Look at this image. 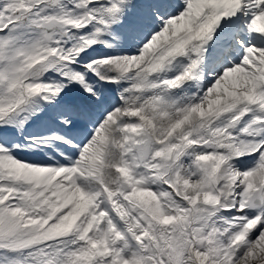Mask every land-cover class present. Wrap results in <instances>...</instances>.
I'll return each mask as SVG.
<instances>
[{"label":"snow or ice","instance_id":"6c2138e0","mask_svg":"<svg viewBox=\"0 0 264 264\" xmlns=\"http://www.w3.org/2000/svg\"><path fill=\"white\" fill-rule=\"evenodd\" d=\"M0 264H264V0H0Z\"/></svg>","mask_w":264,"mask_h":264}]
</instances>
